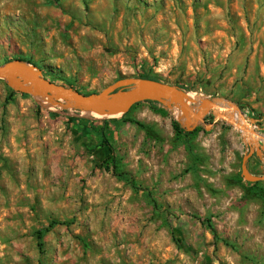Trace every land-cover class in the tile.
I'll return each mask as SVG.
<instances>
[{
	"label": "rangeland",
	"instance_id": "1",
	"mask_svg": "<svg viewBox=\"0 0 264 264\" xmlns=\"http://www.w3.org/2000/svg\"><path fill=\"white\" fill-rule=\"evenodd\" d=\"M14 60L91 94L152 77L264 135V0H0V65ZM58 105L0 79V264H264V181L236 182L264 155L235 127L208 115L184 143L173 106L137 103L106 131L123 179L98 120L76 131Z\"/></svg>",
	"mask_w": 264,
	"mask_h": 264
},
{
	"label": "water",
	"instance_id": "2",
	"mask_svg": "<svg viewBox=\"0 0 264 264\" xmlns=\"http://www.w3.org/2000/svg\"><path fill=\"white\" fill-rule=\"evenodd\" d=\"M0 79L7 84L32 94L34 97L41 95L52 101L53 105L61 102L66 108H77L82 117L91 120H115L125 115L130 108L140 102L155 100L174 108H179L187 118V126L179 125L186 131H192L198 125L205 123V118L211 115L213 121H223L235 127L243 134V141L253 146L256 152H264V135L256 126L258 120L245 118L240 108L226 100L201 99L188 100L179 88L159 81L131 78L117 81L115 84L97 94L84 95L72 88L50 82L42 77L39 69L26 61L14 60L0 65ZM199 101V109L193 111ZM44 107V106H43ZM86 115H84V113ZM241 116L240 121L233 118V113ZM251 150L242 159L241 176L247 182H263V176H250L246 168V161L252 155Z\"/></svg>",
	"mask_w": 264,
	"mask_h": 264
},
{
	"label": "trees",
	"instance_id": "3",
	"mask_svg": "<svg viewBox=\"0 0 264 264\" xmlns=\"http://www.w3.org/2000/svg\"><path fill=\"white\" fill-rule=\"evenodd\" d=\"M27 62L30 63V61L27 60ZM141 79H149V80H156L152 77H148V76H143L141 77ZM49 81V80H48ZM157 81V80H156ZM50 82H52V80H50ZM65 87H69V88H72L84 95H90L91 93H83L81 92L80 90L74 88L73 86L71 85H65ZM135 105H133L130 110L134 107ZM129 110V111H130ZM128 111V112H129ZM157 112H159L160 114L162 115H165V111L162 110V109H158L156 110ZM128 112L123 115L121 118L119 119H115V120H108V119H105V120H98L97 121V124L99 125V128L97 129V132L99 133L100 136L103 137V141H102V145L103 146H106L108 151H109V155L108 157L105 159V163H108L106 164V169H109L110 167H112V172L113 174H115L117 177L119 178H123L124 179V174L122 172H120L118 170V167L115 165L114 163V157H113V150L112 148L110 147L108 141L106 140V131H108L109 129V126L110 124H113L115 122H118V121H123L126 119V116L128 114ZM49 115L51 116H55L54 114L50 113ZM130 123H134L136 124L137 126L141 127L142 129L145 130L147 136H150L152 134V131L142 125L141 123L139 122H135V121H132V120H128ZM65 122L66 124L71 128V129H74L76 131H81V130H86L88 129L92 123H95L96 120H91V119H85V118H82V117H67L65 119ZM172 128H173V131H174V134H175V137L177 140H181L183 141L184 143H188L192 138L193 136H195L199 131H200V127H196L195 129H193L192 131H186L185 129H183L176 121H172ZM132 185H133V180H128ZM237 184L240 185V186H243L246 188V185H248V189L249 190H253L254 188H256V186L260 183V182H254V183H249V182H246L244 181V179L238 175L237 177ZM153 206L155 207L154 203H152ZM207 227L209 228L213 238H216L217 234H216V231L214 230V228L211 226L210 224V221L207 220ZM53 223L50 224V226H52ZM41 238H42V231H37L36 233V239H37V246H38V249H39V252L41 253V249H42V242H41Z\"/></svg>",
	"mask_w": 264,
	"mask_h": 264
},
{
	"label": "bare ground",
	"instance_id": "4",
	"mask_svg": "<svg viewBox=\"0 0 264 264\" xmlns=\"http://www.w3.org/2000/svg\"><path fill=\"white\" fill-rule=\"evenodd\" d=\"M192 97H193V94H191V95H185V102H187L188 99H192ZM37 101H38L42 106H44V107H46V108H49V109H51V108L54 106L53 103H52V101H51L50 99L45 98V97H43V96H41V95L37 96ZM187 104H188V102H187ZM58 106H59V105H58ZM56 108H57V107H56ZM191 109H192L193 111H197V110L199 109V101H197V104H196L195 107H192V106H191ZM172 110H173V114L175 115V117L177 118V120H178L182 125L187 126L188 123H187V118H186L185 114H184L179 108H177V107H175V108L172 109ZM84 113H85V112H84ZM85 115H86V114H85ZM233 118H234L235 120H239V121H240L241 116L239 115V113L234 112V113H233Z\"/></svg>",
	"mask_w": 264,
	"mask_h": 264
},
{
	"label": "flooded vegetation",
	"instance_id": "5",
	"mask_svg": "<svg viewBox=\"0 0 264 264\" xmlns=\"http://www.w3.org/2000/svg\"><path fill=\"white\" fill-rule=\"evenodd\" d=\"M254 155H256V154L254 153ZM262 155H264V152L262 153Z\"/></svg>",
	"mask_w": 264,
	"mask_h": 264
},
{
	"label": "crops",
	"instance_id": "6",
	"mask_svg": "<svg viewBox=\"0 0 264 264\" xmlns=\"http://www.w3.org/2000/svg\"><path fill=\"white\" fill-rule=\"evenodd\" d=\"M257 156V155H256ZM248 161H250V160H248Z\"/></svg>",
	"mask_w": 264,
	"mask_h": 264
}]
</instances>
